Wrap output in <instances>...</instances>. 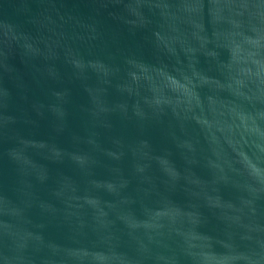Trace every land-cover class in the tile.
<instances>
[{"label":"water","instance_id":"obj_1","mask_svg":"<svg viewBox=\"0 0 264 264\" xmlns=\"http://www.w3.org/2000/svg\"><path fill=\"white\" fill-rule=\"evenodd\" d=\"M0 264H264V0H0Z\"/></svg>","mask_w":264,"mask_h":264}]
</instances>
